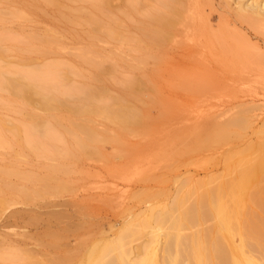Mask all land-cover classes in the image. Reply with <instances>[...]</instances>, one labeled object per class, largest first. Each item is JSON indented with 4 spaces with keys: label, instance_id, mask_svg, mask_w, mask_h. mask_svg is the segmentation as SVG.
<instances>
[{
    "label": "rangeland",
    "instance_id": "obj_1",
    "mask_svg": "<svg viewBox=\"0 0 264 264\" xmlns=\"http://www.w3.org/2000/svg\"><path fill=\"white\" fill-rule=\"evenodd\" d=\"M67 1L65 9L71 6L76 14L81 8L90 10L86 0ZM157 1L140 0L137 10L125 13L126 0H113L125 32L137 36L138 23L145 18L147 8ZM43 2L0 0V35L3 36L0 40V66L17 70L15 74L6 71V76H24V81L43 83L48 77L43 68L60 62L69 70L66 82L56 93L64 100L73 101L79 95L75 96L74 87L90 80L93 75L91 64L84 59L88 53L90 56L98 55V61L105 64L106 71L111 69V73L107 71L105 82L114 94L119 92L117 86H120L121 78L136 76L143 67L144 70L151 68L143 72H155L153 81L160 91L159 102L150 107L151 115L156 116L167 106L171 118L158 122L150 134L143 135L144 138L148 136L146 143L140 136L142 145L137 139L139 137L130 136L133 140L128 136L124 138V141H132L129 144L133 148L146 147L142 153L134 148V153L140 152L139 155L127 150L129 144L125 147L127 149L123 147L126 151L118 150L112 141L79 155L74 134L66 131V122L58 124L49 120L35 133L28 129L31 121L26 114L29 110L46 113L38 96L33 97L36 107L33 109L34 106L23 105L22 99L10 90L0 88V124L3 125L4 137L0 142V170L9 171L8 174L4 171L7 177H0V187L11 181L17 188L26 187L31 193L26 196L20 189H0V197L3 198L0 201V264H54L23 261L31 257L42 260L54 254L55 248L45 230L55 229L58 222L53 215L56 212L67 213L68 218L61 219L65 222L59 220V225L64 223L72 228L71 231L74 229L72 233L68 232L67 237L73 246L78 240L72 241L82 234L90 239L113 237L134 211H145L150 205L156 210L165 204L173 205L176 196L201 187L200 183H204L211 174L222 172L226 152L243 144L245 139H256L255 131L264 123V72L253 68L259 58L264 57V24L241 23L226 11L227 0H196V6L189 5L188 10L193 16L195 14L194 20L198 23L213 30L224 29L222 39L232 48H223L204 39V36L191 34L182 39L183 42L180 40L181 43L173 42L175 46H171L168 52L158 53L162 60L149 57L146 64H143V53L136 49L135 44V48L131 46L135 42L133 39L107 36L103 30L91 38V27L80 21L83 19H77V22L67 19L68 15ZM233 21L234 24L231 23ZM48 33L57 37V44L42 53L38 47L42 46L41 39ZM87 45L92 46L89 48ZM195 47L207 62H228L231 65L214 70L184 67L182 61L190 60L185 57L187 49ZM94 49L96 54L92 52ZM79 50L87 54L82 57L80 53L83 52L79 53ZM154 50L156 53L160 51ZM131 63L132 66L137 64L132 67ZM139 73L137 76L142 79L144 73ZM42 83L38 85L42 87ZM147 90L151 92L145 88L143 92L146 91L144 95H147L144 99L150 97ZM246 107L252 123L235 126L243 137L213 140V133L207 125L226 121ZM101 123L98 126L104 129L105 123ZM200 132L202 135L199 136ZM172 142L182 148L174 150ZM19 152L23 156H19ZM54 175L62 181L61 186L57 187V182L51 179ZM68 214L73 216L69 218ZM50 218H53V225L48 224ZM236 241H240L239 237Z\"/></svg>",
    "mask_w": 264,
    "mask_h": 264
},
{
    "label": "bare ground",
    "instance_id": "obj_2",
    "mask_svg": "<svg viewBox=\"0 0 264 264\" xmlns=\"http://www.w3.org/2000/svg\"><path fill=\"white\" fill-rule=\"evenodd\" d=\"M42 1L46 2L48 6L51 5V8H56L68 15L67 19L70 18L77 22L81 18L83 19L80 20L81 22H87L91 27L89 28L91 38H95L103 30L106 31L107 36L126 40L133 39L135 42L131 46L134 47L135 44L136 49L143 53L142 57L144 56L145 62L143 64L147 63L146 60L149 57L161 59L158 53L168 52L171 46H175L173 42L181 43L182 39L185 40L191 34L204 36V39L207 38L213 44H220L223 48L230 46L232 48L230 43L222 39L224 29L213 30L194 20L195 14L193 13L194 16L190 14L188 8L192 4L196 6V0H156V3L147 8V14L143 21L138 23L139 34L137 36L125 32L122 19L115 12L113 0H86L90 4V10L86 11L81 8L78 10L79 14L75 13L76 10L75 12L71 10V6L68 7L69 9H65L67 0ZM138 3L140 0H126V7L123 11L133 13L139 8ZM190 8L192 9V7ZM225 8L229 15L237 17L241 23L255 26L264 24V0H227ZM231 23L234 24V21ZM2 38L3 36L0 35V40ZM41 40L43 44L38 47V50L42 53L56 47L57 37L54 34L48 33ZM87 46L86 48H88ZM155 48L160 51L156 53ZM187 50L184 55L190 60L182 61L184 67L214 70L217 67L231 65L228 62H207L203 57H200L198 47ZM81 51L79 50V53ZM82 52L80 56L84 57L87 53L84 55V51ZM92 52L93 54L97 53L95 49ZM88 54L86 57H89L84 59L91 64L93 75L90 80L74 87L73 90L77 92H75V96L79 95L74 97L73 101L64 100L56 93L59 86L66 82L69 70L60 62L47 64L43 71L48 77L44 80L45 83L36 81L37 84L32 81H24L23 75V77L14 75L12 77L9 74H15L14 72L17 70L15 71L12 67L0 66L1 89L10 90L14 96L22 99L23 105L34 106L33 109L36 108L33 97L38 96L39 103L46 111L45 114H41L35 112V109L34 111L27 109L28 115L26 114V116L31 121L28 129L30 128L32 133L49 120L58 124L66 122V131L74 134L73 138L77 142L79 155H85L92 150L91 148L97 149L98 146L109 141L116 143L118 150H124L132 142L127 139V142L124 141L125 137L128 136V139L130 136L139 137L137 139L140 140L143 135L150 134L158 122L171 118L167 106L161 108V112L159 111L156 116L155 114L151 115L150 107L159 102L160 96V91L153 81L155 72H145L147 75L143 72L150 71L151 68L144 70V67H139L142 68L143 71H141L137 67L139 69L137 75L140 74L139 72H143V76H147L144 77V80L143 76L141 79V76L138 77L134 74L133 77L130 75L131 78H121L120 86H117L119 92L114 94L109 91L110 88L105 82L108 71V69L106 71L105 64L98 61L100 60L98 55L96 57V55ZM259 59L253 68L264 72V57ZM132 67L131 69H134ZM6 71L9 72V76L5 75ZM110 71L111 69L108 72ZM41 83L44 87H40ZM145 88L151 90V92L147 90L150 95L148 100L144 99L147 95H144L146 91L143 92ZM42 91H45V94ZM46 91L50 93L48 94ZM161 96L163 99L161 97L160 100L165 101V97L162 94ZM248 116L246 107L226 121L210 122L207 129L210 128L209 130L212 131L213 140L219 141L224 137L242 138L243 135L235 126L239 124L249 126L252 121ZM100 121L106 124H104L106 128L102 129V126H100L101 128L98 126ZM2 128L3 125L0 124V142L4 141ZM255 132L256 139H245L243 144L226 152V164L222 172L211 174L204 183H200L201 187L187 190L181 196H176L173 205L165 204L159 210L150 205L152 207L149 206L145 211L132 212L131 218L123 222L113 237L90 239L89 236L82 234L72 241L74 243L78 240L74 244L75 246H72L67 240L68 232L72 228L63 225L64 223L59 225V220L65 222L61 219L67 217V213L56 212L53 215V217L56 216L54 219L58 222L55 229L47 228L45 230L50 235V244L55 248L54 254L42 260L31 257L23 262H52L54 264H264V123ZM18 134L19 132H17ZM200 135H202L201 132ZM143 138L144 136L141 139ZM143 140H140V144H143ZM172 143L174 150L182 148L175 142ZM129 145L127 147L129 149L125 148L129 152L139 149L138 151L142 153V150L144 151L146 148L135 146L134 149L131 144ZM141 153L139 152V154ZM130 154L132 158V152ZM133 154H135L134 151ZM18 155L23 156L21 152ZM65 155L69 156L68 153ZM4 171L7 174L9 172L8 170ZM4 171L0 170V177H7ZM51 179L57 182V187L62 185V181H59L55 175ZM0 189L2 191L20 189L19 191L26 196L31 194L28 188H17L11 181H7ZM44 194H47V191ZM0 201H3V198L0 197ZM71 216L69 215V218ZM52 219L48 220V224L53 225ZM77 226L79 227V225ZM237 237L240 239L239 242L236 241ZM140 239L142 240L140 241ZM137 240L139 242L135 243Z\"/></svg>",
    "mask_w": 264,
    "mask_h": 264
}]
</instances>
